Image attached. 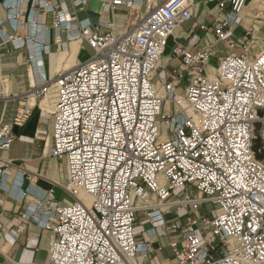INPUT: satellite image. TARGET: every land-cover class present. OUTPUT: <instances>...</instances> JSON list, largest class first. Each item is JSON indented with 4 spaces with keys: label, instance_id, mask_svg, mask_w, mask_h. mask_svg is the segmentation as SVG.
Returning <instances> with one entry per match:
<instances>
[{
    "label": "built area",
    "instance_id": "1",
    "mask_svg": "<svg viewBox=\"0 0 264 264\" xmlns=\"http://www.w3.org/2000/svg\"><path fill=\"white\" fill-rule=\"evenodd\" d=\"M51 2L36 5L44 3L56 29L77 32L93 53L36 89L37 99L55 92L50 155L67 163L66 190L74 199L61 205L50 191L37 207L55 218L39 224L54 237L49 264H136L138 254L149 251L135 233L139 210L149 236L165 228L172 237L178 264H264V51L255 58L227 54L208 71L211 46L196 53L176 46L172 56L181 66L161 93L153 79L169 38L193 20L194 0H167L135 16L137 24L125 34L113 23H78L64 4ZM105 4L112 12L136 6L135 0ZM246 4L223 0L220 7L231 12L221 29ZM256 19L264 21V1ZM221 29L219 40L226 35ZM235 47L229 40V50ZM33 107L24 97L13 124H0V150H10L13 126L25 124ZM11 164L0 159V183ZM203 206L212 218L200 215ZM183 211L181 220L167 221ZM21 218L16 236L33 220L27 213Z\"/></svg>",
    "mask_w": 264,
    "mask_h": 264
},
{
    "label": "crops",
    "instance_id": "2",
    "mask_svg": "<svg viewBox=\"0 0 264 264\" xmlns=\"http://www.w3.org/2000/svg\"><path fill=\"white\" fill-rule=\"evenodd\" d=\"M37 1L0 0V124H13L24 97L28 96L34 104L27 122L13 126L14 141L10 150H0V159L12 161L3 170L0 183V264H49L54 237L39 224L47 219L54 223L55 218L47 217L37 207L50 191L61 205L74 202L66 190L70 179L67 163L50 155L55 92L52 89L47 96L37 99L36 89L51 86L61 74L86 62L93 52L87 42L76 38L77 32L56 29L53 15L44 3L37 6ZM166 1L135 0L133 11L119 7L114 12L105 0H82L80 5L76 0H52L51 3L64 4L65 12L74 15L78 23H113L118 33L125 34L137 24L135 16L143 17ZM222 1L194 0L193 20L169 38L161 68L153 79L161 93L169 76L181 66V61L172 56L176 46L191 53L211 46L213 56L208 71L215 69L227 54L255 58L264 51V21L256 19L259 7H253L255 0H247L238 19L221 29L231 12L230 7H220ZM128 18L132 19L130 25H127ZM218 29L226 34L223 40L218 39ZM229 40L236 44L233 50L228 48ZM161 72H165L164 81L160 79ZM24 213L32 214L33 220L22 235L16 236ZM200 215L212 218L208 206L201 208ZM184 216L182 212L171 214L167 221L181 220ZM149 229L144 211L139 210L135 233L140 244L149 243V251L146 255L138 254L136 264H178L170 247L172 237L166 234L165 228L157 229L153 236L148 235ZM198 233L204 241L207 239L202 227Z\"/></svg>",
    "mask_w": 264,
    "mask_h": 264
},
{
    "label": "rangeland",
    "instance_id": "3",
    "mask_svg": "<svg viewBox=\"0 0 264 264\" xmlns=\"http://www.w3.org/2000/svg\"><path fill=\"white\" fill-rule=\"evenodd\" d=\"M259 1H260V0H255V1L253 2L252 5H253L254 8L259 7V9H260ZM262 24H263V23H260V25H262ZM88 53L90 54V51H88ZM159 76H160V79H161L162 81L165 80V72H161V73L159 74ZM159 130H160L161 133H163V132L166 131V127H165V126H161V127L159 128ZM179 193H180V190L176 192V195L179 194ZM182 214H183V215H186V212L183 211Z\"/></svg>",
    "mask_w": 264,
    "mask_h": 264
},
{
    "label": "bare ground",
    "instance_id": "4",
    "mask_svg": "<svg viewBox=\"0 0 264 264\" xmlns=\"http://www.w3.org/2000/svg\"><path fill=\"white\" fill-rule=\"evenodd\" d=\"M263 1H264V0H260V1H259V6H260V3L263 2ZM257 30H258V27H257ZM217 66H218V63H217ZM217 66H216V67H217Z\"/></svg>",
    "mask_w": 264,
    "mask_h": 264
},
{
    "label": "trees",
    "instance_id": "5",
    "mask_svg": "<svg viewBox=\"0 0 264 264\" xmlns=\"http://www.w3.org/2000/svg\"><path fill=\"white\" fill-rule=\"evenodd\" d=\"M259 159H262V157H261V156H259Z\"/></svg>",
    "mask_w": 264,
    "mask_h": 264
}]
</instances>
